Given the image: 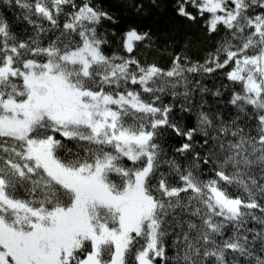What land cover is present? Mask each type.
I'll use <instances>...</instances> for the list:
<instances>
[{"label":"snow or ice","instance_id":"obj_1","mask_svg":"<svg viewBox=\"0 0 264 264\" xmlns=\"http://www.w3.org/2000/svg\"><path fill=\"white\" fill-rule=\"evenodd\" d=\"M120 4L0 0V264H264V0Z\"/></svg>","mask_w":264,"mask_h":264},{"label":"trees","instance_id":"obj_2","mask_svg":"<svg viewBox=\"0 0 264 264\" xmlns=\"http://www.w3.org/2000/svg\"><path fill=\"white\" fill-rule=\"evenodd\" d=\"M104 3L106 7H111L115 11L121 12L125 16L126 19H134V17L131 15L130 10H126L120 4V0H104ZM6 15H9V16L12 15V11L10 9L6 10ZM144 23L151 24L154 30H157L163 26V24L165 23V20L160 14L153 13V15L150 18L146 19ZM208 83L210 84L211 82H208ZM209 100H211V97H209Z\"/></svg>","mask_w":264,"mask_h":264}]
</instances>
